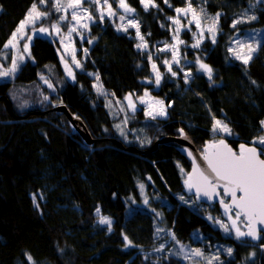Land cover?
<instances>
[{"label": "trees", "instance_id": "trees-1", "mask_svg": "<svg viewBox=\"0 0 264 264\" xmlns=\"http://www.w3.org/2000/svg\"><path fill=\"white\" fill-rule=\"evenodd\" d=\"M125 1L148 52L137 47L131 31L91 9L96 21L82 42L77 38L80 68L74 80L65 76L58 42L49 36L34 40L32 60L13 81L0 80V264H182L169 252L170 244L208 251L193 238L196 229L221 250L222 258L212 264H250L249 252L258 249L264 264V233L253 242L216 227L207 215L229 219L228 212L220 203L197 204L185 184L190 163L172 146L160 144L147 152L158 139L180 130L200 149L224 138L236 150L246 143L264 152L258 142L264 136V34L247 64L229 51L239 28L234 19L248 0H189L219 13V34L193 47L185 31L181 50L191 59L185 66L192 77L165 73L158 89L143 81L152 76L149 56L172 42L171 18L188 1L154 0L147 10L141 0ZM38 2L0 0V53ZM260 4L250 27H264ZM200 63L213 70L211 78ZM39 76L55 84L49 105L36 98ZM97 83L120 100L152 88L169 105L168 115L153 119L139 108L128 118L115 117ZM14 89L20 95L14 97ZM215 119L229 125L230 134L213 131ZM97 208L112 219L111 227L99 222Z\"/></svg>", "mask_w": 264, "mask_h": 264}, {"label": "rangeland", "instance_id": "rangeland-1", "mask_svg": "<svg viewBox=\"0 0 264 264\" xmlns=\"http://www.w3.org/2000/svg\"><path fill=\"white\" fill-rule=\"evenodd\" d=\"M187 1H188V4L185 7H182L181 9L188 8L190 4L191 8L195 11L196 18L194 19L193 13L191 11H189L187 14L183 12L177 13L175 17L171 18L172 42L158 46L157 48L158 53H156L153 56L151 55L149 56L150 63H151L152 76L151 78H146L143 81L146 84H149L153 89L159 88L165 73L172 75V72H175L176 73L175 76H177L179 73H183L187 80L191 79L192 70L185 66L187 64V60H191V59H189L188 57H185L181 50L182 45L185 43V40L183 38V33L185 31H188L190 33V40H191L192 46L196 44L197 41H199V46H200L206 39H211L212 41H215L216 37L219 34V31H220L219 16H217V14H212L208 12V10L202 4L198 6H194L190 3L189 0ZM57 2L58 0H53V2L52 0H46V2L43 4H41L40 2L36 3L37 11L41 13H48V15L42 16L41 19L36 21L35 25L27 26L25 30L26 36L32 37L30 41L27 40L26 38H18V43H17L16 48H12L11 46H9L8 48L4 47L3 51L0 53V71H8L12 67L13 59H17L18 67L15 72H9L8 76L0 77V80L13 81L16 75L19 73L22 66L26 64L27 62H29L30 60H32V44L34 40L39 36H49L57 40L58 45H59V52H60V61H61L60 65L63 69L65 76L69 80H74L75 71L76 69L80 68V66L79 67L76 66L73 60V57H74L75 61H78L80 65V59H79V53H78L79 45L77 41L78 39H80V41L83 40V38L88 34L91 24L96 21L95 19L96 16H94V13L95 14L97 13L99 18L101 17V14H103V19L109 18L111 20H114L119 25V27L121 25L127 26L128 27L127 31H131L132 35L137 41V44L146 45V46H142L139 48L147 52L149 51V43L145 35L141 32L140 26H139V30H140V35L144 37L143 41H141L139 37L137 36L136 29L128 26L129 20H132L139 24L138 20L132 16V12L120 13V10L122 8L119 7V0H107V2H105V0H97V2L95 3L82 2L80 7L77 9V15L80 16L79 24H77L76 21L72 20L73 9L66 7L70 2H72V0H59V3L61 5L60 11H56V8H55V5L57 4ZM260 3L264 5V0H248V4L246 8L243 9L240 13H238L236 15V18L234 19L233 25L235 22L241 21L239 23H235V25L239 26V28L236 31L233 37V40L230 44V48L234 50V51H231V54L235 59L237 58L234 53H239L241 56H244V57L249 55L248 45H251L253 48V51L251 52V58H252L253 53L257 50L260 44L259 38L262 37V34H264V27L262 29L257 28V27H250V24H253L258 19L255 9L257 7L258 8L262 7V6H259ZM154 4L156 5L155 1H154ZM109 5L111 6V11L114 13L113 15H108ZM127 5L129 6V4ZM151 6L152 5H149V7ZM91 9L94 11V13ZM83 10H87V11H83ZM89 15H91L92 17L91 20L87 18ZM61 16H66L67 19L60 21L59 18ZM121 16H124L125 19L121 20L120 19ZM250 17H256V19H250ZM176 19H179L180 21L179 24H176L174 22ZM58 21H59V29H60L59 33H57L51 27L53 24H56ZM197 21L199 22V25H200L199 27H197ZM82 24H87L88 26L85 28L81 26ZM33 27H35L36 29L46 28L49 31L47 33H34L31 30ZM73 27H75L76 30L71 32V34L69 35V29ZM209 28H213V31L210 32ZM177 29H179L178 32H177ZM213 36L215 37L214 40H213ZM237 41L240 42V44H243V47H240ZM25 43L29 44L30 54L29 52H24L23 50V45ZM174 55H175V60L173 59ZM20 56H23L22 60L19 59ZM177 60L179 61V63L176 62ZM237 60L243 61L242 59H237ZM165 61H167L168 63L166 64ZM66 64H67V68L65 66ZM153 64L156 65V70L153 69ZM199 65L197 64L198 67ZM169 67L171 68V71L168 70ZM177 69H180V70L177 71ZM69 71L72 72L71 76L68 75ZM157 72H159V75H160L159 84L156 83ZM36 84L40 86L39 88H36V93H35L36 98L40 101L42 105L46 104V102L49 105V103L51 102V98H52L51 97L52 92L54 93L56 91L54 88V85H55L54 82H52L46 76H39L38 82ZM49 85H51V87ZM152 88L144 89L142 92V95H137L135 93L131 94V103L135 105V110H134L132 107L129 106L130 101L128 99L123 98L120 100L118 98L109 96L108 94L109 92L107 93V91L103 90V87L99 83H97V89L101 91L102 95L106 99L107 105L109 106L112 114L115 117L119 116L118 118H121L120 115H124V118H128L129 116L128 113L131 114L135 112L137 109L143 108L144 114L147 116H149L148 115L149 111H152L155 118H166L168 115L169 105L165 102L164 99L153 95L151 93ZM23 89H26V88H23ZM145 93H148V95L145 96ZM15 95L16 96L20 95V90L14 89L13 96L15 97ZM46 97L47 99H45ZM141 98H143V102ZM157 101H163V104H159L157 103ZM150 104H151V108L149 107ZM161 109H163L165 113L164 115L158 114ZM216 120L221 121L222 124H226L221 119H215V121ZM227 126L231 132V128L229 127V125ZM124 127H125L124 124H122L118 127V129L121 131L124 129ZM230 132H225V135L230 134ZM122 135H126V134L122 133ZM233 213H236V212H232V215L229 216V219H222L214 214H208L207 217L216 227H219L225 233L227 234L231 233L237 236V229H239L240 232H243L245 229L246 223H245V219L243 216L237 219L236 215L234 216ZM99 214H100V218L108 217L106 215H103L100 212ZM100 218H99V221H100ZM108 218L111 220V225H112V219L110 217ZM233 220H236L235 226L232 225ZM222 224L227 225L229 228V231L226 232L224 228L221 226ZM103 225H106V224H103ZM111 225L110 226L106 225V226L111 227ZM169 233L172 236L171 231ZM192 235L195 240H200L202 242V245L207 247V250L210 251L211 255H208L207 253L208 251L206 252L200 247L194 248L193 246H189L186 244L182 245L179 243H176L175 245L173 243L170 244L169 249H168L169 252L173 250L174 254L183 260L182 264H212L214 261H216L217 256L222 258V255L220 254L221 250L219 249L217 244L212 245L211 243L206 242L204 240V235L200 232L199 229L194 230ZM166 246L167 244L161 246L160 248H156L155 251H159L160 249L163 250L166 248ZM197 250H199L200 255L196 254ZM217 252H218V255H217ZM260 252H261V249L251 250L249 252L248 260L250 264H259L258 257H260Z\"/></svg>", "mask_w": 264, "mask_h": 264}, {"label": "snow or ice", "instance_id": "snow-or-ice-1", "mask_svg": "<svg viewBox=\"0 0 264 264\" xmlns=\"http://www.w3.org/2000/svg\"><path fill=\"white\" fill-rule=\"evenodd\" d=\"M46 0H40V3H45ZM82 2H97V0H72L66 7L73 9L72 11V20L76 21L77 24L80 23V16L77 15V9L80 7ZM107 2V0H105ZM167 2V0H165ZM141 3L143 4L145 10L148 9L149 5L155 6L154 0H141ZM60 3L59 0L57 4L55 5L56 11H60ZM119 7L123 8L125 12H131L134 11L131 9L126 3L125 0H119ZM87 11V10H83ZM177 13H185L187 14L189 11L193 13L194 19L195 17V11L191 8V5L189 4L188 8L176 9ZM114 13L111 11V6L109 5V12L108 15H113ZM48 13H41L37 11V5L36 3H33L26 13L25 19L21 20L17 26V28L12 32L10 39L7 41V43L4 45L5 48H8L11 46L12 48L17 47L18 38H26L27 40H31V36H26V28L28 25H35L36 21L41 19L42 16H47ZM217 16H219V13H217ZM89 20L92 19L91 15L87 17ZM101 19H103V14H101ZM66 16H61L59 18L60 21L66 20ZM121 20L125 19L124 16L120 17ZM250 19H256V17H250ZM176 24H179V19H176L174 21ZM241 21H237L235 23H239ZM234 23V27H235ZM82 27H87V24H82ZM128 26L133 27L136 29V34L139 37L141 41L144 40V37L140 35L139 30V24L129 20ZM199 22L197 21V27H199ZM52 29H54L57 33H59V21L56 24H53ZM124 31L128 30L127 26L121 25L120 26ZM34 33H47L49 30L46 28H39L36 29L33 27L31 29ZM75 27L69 29V35L71 32L75 31ZM179 29H177V32ZM209 31L212 32L213 28H209ZM215 37L213 36V40ZM91 43V41H89ZM182 43V41H181ZM238 45L240 47H243V44H240L238 42ZM146 46L144 44H138L137 47ZM199 41H197L196 44L193 45V47H198ZM24 52H29V44L25 43L23 45ZM87 51V50H85ZM229 51H234L233 49H229ZM248 51L249 55L244 57L241 56L239 53H234L237 59H242L245 64L248 63L249 59L251 58V52L253 51V48L251 45H248ZM30 54V52H29ZM20 60L23 59V56L19 57ZM173 59L175 60V55L173 56ZM74 63L77 67H79V62L75 61V58L73 57ZM179 63V61H176ZM167 64L168 62L165 61ZM67 68V64L65 65ZM18 67V61L17 59H13L12 61V67L8 71H0V77L8 76L9 72H15ZM200 69L205 71L209 78H211L212 75V69L207 65L200 63L199 65ZM153 69L156 70V65L153 64ZM171 71V68L168 69ZM68 75L71 76L72 72L69 71ZM172 75L175 76L176 73L172 72ZM97 79L99 77L97 76ZM160 75L159 72H157V79L156 83L159 84ZM51 87V85H49ZM99 91V89H98ZM148 93H145V96H147ZM47 99V97L45 98ZM125 99H128L130 101L129 106L132 107L135 110V105L131 103V94H129ZM143 102V98H141ZM159 104H163V101H157ZM151 108V104L149 105ZM159 115H164L163 109L160 110L158 113ZM149 116H152L153 119H155V116L153 115L152 111H149ZM264 124V121L261 122ZM119 127V125H117ZM217 129H220L224 132H230L228 126L226 124H222L221 121L216 120L215 124L213 125V131H216ZM182 132V130H181ZM260 144L264 145V137L259 138L258 141ZM209 148L216 149L214 152L209 153L208 148H205L204 150V156L203 160L207 162V168L210 170L211 176L205 175L203 171L200 170L199 165L195 164V158H193V172L198 173L199 176V182L197 184H193L192 181V175H189V179L185 181V184L191 189L192 187H196V194L200 195L201 192L204 196H207L209 199L212 198V195L215 193L218 195L217 189L222 186L223 191L226 195H230L231 197V205L224 204L225 211L227 212L229 208L234 207L236 209V217L239 219L242 215L244 219L247 221L249 226V231L247 233L240 232L239 229H237V236H244L248 235L251 236L253 239L257 238L256 235V229L255 224L259 223L260 225H264V160L259 159V155L257 153V149L255 147L246 148L244 145L240 146V152L239 154L233 152L226 144H224V141L221 140L218 145H209ZM191 156V153H189ZM203 185V187L201 186ZM143 188V185L141 186ZM239 193V195H238ZM42 198V197H41ZM33 203L39 207L38 202L36 201L35 194L33 195ZM147 203V201H145ZM223 203V201H221ZM97 213H99V208H97ZM101 224L111 225V220L108 217H101L100 221ZM232 225H236V220L232 221ZM224 230L227 232L229 231V228L227 225L222 224L221 225ZM264 230V229H262ZM125 240H127V237H125ZM129 243H131L129 241ZM127 246V245H126ZM231 249H228V252L231 253ZM197 255H200L199 250H197ZM31 259V257H29Z\"/></svg>", "mask_w": 264, "mask_h": 264}, {"label": "water", "instance_id": "water-1", "mask_svg": "<svg viewBox=\"0 0 264 264\" xmlns=\"http://www.w3.org/2000/svg\"><path fill=\"white\" fill-rule=\"evenodd\" d=\"M123 12H125L124 9H123ZM125 13H128V12H125ZM221 140H223L224 144H226L228 148H230L233 152L239 154L240 147L238 150L234 149L232 145L224 138L217 140V141H211L208 144H206L203 148L200 149L196 146L192 138L184 130H182V132L180 130L179 135H176V136L166 135V136L161 137L153 144V146L147 152H151L152 150H155L160 144H163L165 146L174 147L190 163L191 169L188 173V179H189V175H192L193 179L191 182L195 185L199 182V176H198V173L193 172V158H195V164L199 165L200 170L203 171L205 175L211 176L210 170L207 168V162L203 160L204 150L205 148H208L209 153L214 152L216 149L209 148V145H218ZM242 145H244L246 148L255 147L257 149V153L260 154L259 159L264 160V152L260 147L254 144H246V143H243ZM189 153H191V156L189 155ZM201 186L203 187V185ZM191 190L193 194L195 195L197 204L213 205L216 203H220L222 206H224V204L231 205V197L230 195H226L224 193L222 186L217 189L218 195L214 193L211 199H209L207 196H204L202 192L200 195H197L195 186L192 187ZM225 198L228 199L227 202L224 201ZM221 201H223V203H221ZM227 212H228V215L231 216L232 212H236V209L234 207H231L229 208ZM245 223H246L245 229L243 232L247 233L249 231V226L246 220H245ZM255 229H256V235H257L256 239H253L251 236H248V235H244L242 237L248 238L252 240L253 242H259L262 238V234L264 233V230H262L264 229V225H260L259 223H256Z\"/></svg>", "mask_w": 264, "mask_h": 264}]
</instances>
